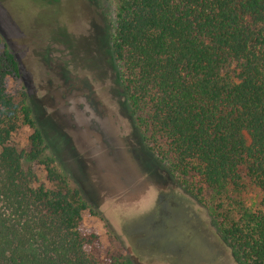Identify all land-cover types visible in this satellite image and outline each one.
Segmentation results:
<instances>
[{
    "label": "trees",
    "instance_id": "trees-1",
    "mask_svg": "<svg viewBox=\"0 0 264 264\" xmlns=\"http://www.w3.org/2000/svg\"><path fill=\"white\" fill-rule=\"evenodd\" d=\"M111 1L93 65L116 72L138 130L174 170L217 194L243 178L258 190L256 209L222 218L219 232L238 264H264V0ZM17 76L0 50V264H121L82 230L78 189L42 159L32 109L6 93ZM21 128L24 146L12 141Z\"/></svg>",
    "mask_w": 264,
    "mask_h": 264
},
{
    "label": "rangeland",
    "instance_id": "rangeland-1",
    "mask_svg": "<svg viewBox=\"0 0 264 264\" xmlns=\"http://www.w3.org/2000/svg\"><path fill=\"white\" fill-rule=\"evenodd\" d=\"M114 8L111 0H0V50L18 65L6 93L32 109L42 159L86 201L81 227L103 254L121 264H238L219 225L256 209L260 193L243 178L238 191L217 194L151 150L116 72L93 65L103 62V13ZM29 133L19 129L13 143L24 146Z\"/></svg>",
    "mask_w": 264,
    "mask_h": 264
}]
</instances>
